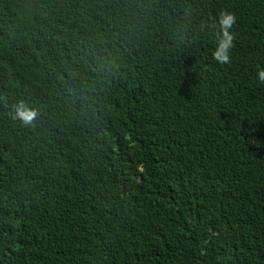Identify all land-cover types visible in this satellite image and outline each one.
Returning a JSON list of instances; mask_svg holds the SVG:
<instances>
[{
  "label": "trees",
  "instance_id": "obj_1",
  "mask_svg": "<svg viewBox=\"0 0 264 264\" xmlns=\"http://www.w3.org/2000/svg\"><path fill=\"white\" fill-rule=\"evenodd\" d=\"M261 68L264 0H0V264H264Z\"/></svg>",
  "mask_w": 264,
  "mask_h": 264
},
{
  "label": "clouds",
  "instance_id": "obj_2",
  "mask_svg": "<svg viewBox=\"0 0 264 264\" xmlns=\"http://www.w3.org/2000/svg\"><path fill=\"white\" fill-rule=\"evenodd\" d=\"M219 32L217 47L213 52V59L220 64H228L231 62L230 51L233 48L234 34L230 31L236 23V17L233 13L222 11L218 15ZM257 76L260 82L264 83V68L258 69ZM4 99L7 103L6 98ZM16 119L22 121L26 126L32 125L33 121L40 114L39 109L32 107L26 100L20 99L14 105Z\"/></svg>",
  "mask_w": 264,
  "mask_h": 264
}]
</instances>
